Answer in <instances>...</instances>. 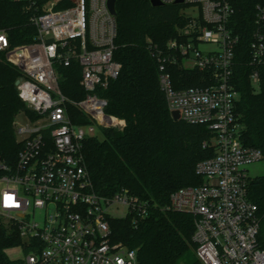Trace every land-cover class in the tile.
<instances>
[{
	"label": "built area",
	"instance_id": "1",
	"mask_svg": "<svg viewBox=\"0 0 264 264\" xmlns=\"http://www.w3.org/2000/svg\"><path fill=\"white\" fill-rule=\"evenodd\" d=\"M14 1L32 11L37 29L35 42L17 46L0 31V52L21 73L19 97L36 116H30V125L17 128L23 144L17 162L0 161V223L24 242L18 264H139L136 249L112 240L109 218L130 216L138 223L149 215L150 204L128 189L113 196L98 194L82 151L95 127L125 126L124 120L106 113L108 101L97 93L122 69L114 56L118 27L109 0H50L42 7L40 0ZM160 1L182 5L188 19L165 49L153 50L161 90L171 113L178 111L181 120L209 128L213 137L204 147L216 150L196 166L203 183L173 192L167 208L194 217L199 264H264L258 241L261 218L249 196L248 173L264 156L241 139L239 92L232 83L239 37L229 27L231 0ZM250 51L255 68L251 84L259 90L264 6L257 7ZM75 62L86 92L79 101L64 94L57 70ZM177 64L205 70V84L176 89L169 68ZM72 108L93 123H75Z\"/></svg>",
	"mask_w": 264,
	"mask_h": 264
},
{
	"label": "trees",
	"instance_id": "2",
	"mask_svg": "<svg viewBox=\"0 0 264 264\" xmlns=\"http://www.w3.org/2000/svg\"><path fill=\"white\" fill-rule=\"evenodd\" d=\"M50 0H40L42 5ZM234 14L229 27L239 37L233 62L232 83L239 92L236 112L243 125L241 139L246 146L258 148L264 156V66L259 68L261 85L251 84L255 70L250 64V45L255 30L258 6L264 0H231ZM115 59L121 63L120 75L97 93L106 98V113L125 121L123 128H101L97 135L83 140V155L95 190L113 196L122 189L150 204L149 215L134 223L110 217L111 237L129 249H136L139 264H199L193 235L194 217L167 208L173 192L203 183L196 174L197 164L216 154L215 147H204L213 133L205 125L175 121L160 87L159 63L154 49H165L177 38L179 28L188 22L183 6L165 4L154 7L151 0H117ZM42 10V9H41ZM32 11L23 2L0 0V31H5L12 46L36 41L37 29ZM176 89L203 86L209 75L199 68L171 66ZM60 86L70 99L86 96L80 85L81 67L59 66ZM20 71L0 52V161L14 165L22 149L14 121L20 111L27 112L19 97ZM73 119L80 125L93 121L76 108ZM250 199L258 206L261 218L259 245L264 249V175L251 179ZM19 235L0 223V264H18L7 250L23 245Z\"/></svg>",
	"mask_w": 264,
	"mask_h": 264
},
{
	"label": "rangeland",
	"instance_id": "3",
	"mask_svg": "<svg viewBox=\"0 0 264 264\" xmlns=\"http://www.w3.org/2000/svg\"><path fill=\"white\" fill-rule=\"evenodd\" d=\"M47 2H49V1H47ZM47 2H45L44 4H46ZM256 91H259V90H256ZM31 121H32L31 117L27 112H25L23 110L20 111V113L16 116V119L14 121L15 131H17V128L19 126L26 127V126L30 125ZM85 129H86V131L89 130L88 127H86ZM94 133L100 139L104 138L103 133L101 132V130L99 128L97 129V127H95ZM17 139L18 140L20 139V135L17 136ZM248 173H249L250 178H252V179L264 175V161H259V162H255V163L251 164L248 167ZM123 214L124 213H122V212L121 213L115 212V215H118V216L123 215ZM7 253H8V256L14 260H19L20 258H22L24 256V252H23L22 248L19 246L7 250Z\"/></svg>",
	"mask_w": 264,
	"mask_h": 264
},
{
	"label": "water",
	"instance_id": "4",
	"mask_svg": "<svg viewBox=\"0 0 264 264\" xmlns=\"http://www.w3.org/2000/svg\"><path fill=\"white\" fill-rule=\"evenodd\" d=\"M151 3L154 7H161V6L165 5L160 0H151ZM177 3H182V0H179ZM116 4H117V0H109L110 10H111L112 14L115 16L117 15ZM49 42H52V40H50ZM18 84H19V81L16 82V85H18ZM171 114H172V118L175 121L181 120V116H180V113L178 111H173Z\"/></svg>",
	"mask_w": 264,
	"mask_h": 264
}]
</instances>
